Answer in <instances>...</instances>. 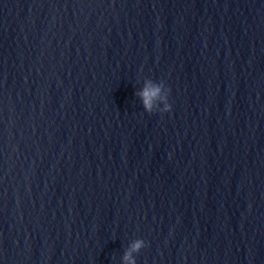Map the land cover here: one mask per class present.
Returning a JSON list of instances; mask_svg holds the SVG:
<instances>
[{"label": "clouds", "instance_id": "9594fccd", "mask_svg": "<svg viewBox=\"0 0 264 264\" xmlns=\"http://www.w3.org/2000/svg\"><path fill=\"white\" fill-rule=\"evenodd\" d=\"M170 88H168L163 81L155 82L152 79L145 80L144 88L138 93L142 99L143 109L145 112L151 114L155 112L167 113L171 111V104L168 97L170 94ZM162 102L163 107H159L157 102ZM146 246L143 239H136L130 245L122 257V264H136V259L132 253H139L142 248Z\"/></svg>", "mask_w": 264, "mask_h": 264}]
</instances>
